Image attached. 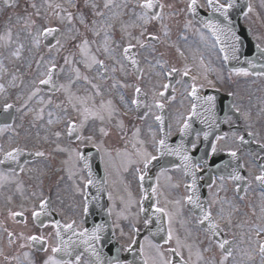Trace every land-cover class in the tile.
Listing matches in <instances>:
<instances>
[{
	"label": "snow or ice",
	"instance_id": "6c2138e0",
	"mask_svg": "<svg viewBox=\"0 0 264 264\" xmlns=\"http://www.w3.org/2000/svg\"><path fill=\"white\" fill-rule=\"evenodd\" d=\"M208 2V5L212 6L213 10L215 12H219L221 13L225 19L228 18V15H229V10L232 9L234 7V0H228L227 3H219V0H207ZM111 6V0H106L105 4H104V7L105 8H109ZM33 8H35V4L32 5ZM95 7V5L93 6ZM138 7L142 9L141 13L139 14L138 16V19L143 21V24H148L151 20H156V19H160V14L159 13H152L151 15H149V12L150 10L156 8V7H160L161 9L163 8V4H158L157 3V0H138ZM188 8L190 11H193L195 12L196 8H197V0H190V3L188 4ZM249 11H251V6L249 5ZM97 15H103V13H96ZM68 20L71 21L72 20V15L71 13H68ZM32 23H35V21H32ZM209 25L211 26L212 25V22L209 21ZM219 28V24L217 23L215 26H213V31H216L217 29ZM59 32V29L58 28H54V27H44L43 30H42V34L45 35V36H48V35H52L53 33H58ZM99 34V33H97ZM9 37L11 35V32L9 31L8 33ZM129 35H131L129 33ZM154 39H156V37H153ZM236 40H239L238 37H234ZM139 43V41H138ZM57 44H59V41L57 40ZM87 45H88V41L87 40H84L82 42V47H81V51H85L86 48H87ZM144 45L141 44V47H143ZM135 47V45H133L132 43H128L127 46L124 48L123 52H124V56L126 59L130 60L131 64L133 66L136 67V74L138 77H143L144 75V69L140 68L139 67V61L135 58V57H132L129 55V52L131 49H133ZM109 49L107 47V44L105 45V51L107 52ZM236 49H234L235 51ZM262 54H264V49L261 50ZM18 54V53H17ZM227 58V57H226ZM68 59L65 58V63H68ZM93 62L94 63H97L99 64L101 67L104 66V61L103 60H95V58H93ZM249 63L251 64L252 62L249 61ZM89 67H91V64L88 65ZM255 66V65H253ZM56 64L53 63L51 65V67H49L45 73L46 75V79H41L39 81V84L41 85H47V84H51L52 81H53V70L56 68ZM123 68V66H121ZM180 69L176 68V67H172L165 75L166 77H172L173 74H178L180 73ZM238 72H242L243 74L247 75V70L246 69H239L237 70ZM76 73H77V77L79 78V69H76ZM189 72H188V68L187 66H185L184 70H183V76H188ZM258 75H264V73H258ZM85 79H87V77H85ZM193 80L196 79V77H193L192 78ZM209 84H211V81H209ZM2 87V86H0ZM61 87H63V85H61ZM93 87H97L96 85H93ZM159 87L161 89H163V91H158L155 93V95L157 97H159V99H156V107L159 108V109H163L165 107L164 103L161 102V99H166L165 97V92L168 91L172 85L171 83H161L159 85ZM39 91V88L36 89V91H34L32 93V95H35L36 92ZM173 91H175V89H173ZM135 92L139 95L141 92H142V89L141 87L137 84L135 85ZM198 90H197V86L193 83L191 85V92L189 93L190 96L192 97H195L197 100H201L203 99V101L205 103H207L209 105V107H212L214 106V100H215V97L213 96H206V97H203L201 98L200 96H198L197 94ZM29 99H31V97H29ZM172 99H175V97L173 96ZM132 104H135V105H139L141 103V101L139 99H133L131 101ZM13 107L12 104H8V103H5L4 105V109L7 111L8 109H11ZM197 108H198V105L193 103L192 106H191V111L189 112V117H194L196 116L198 113H197ZM206 111L209 110V109H205ZM155 119L157 121H159L161 124H163L164 122V117L163 116H156ZM49 123H51V121H49ZM191 125L189 124L188 120H185L184 121V124L183 126L180 128V132L181 133H185L188 128L190 127ZM75 130V126H74V123L70 122L69 125H68V131L69 133L71 134L73 131ZM163 130V129H162ZM103 131V129L101 130ZM57 135H59V133H57ZM209 133L208 132H205L204 133V138L207 139ZM197 139H199V136L197 137ZM217 139H220V137H218ZM241 140H243V137H240ZM158 144L161 146V148H165L167 147L166 146V141L165 139H161L158 141ZM197 147V143L196 142H193L192 143V148L195 149ZM168 152L170 154H175V155H179L181 157V159L183 160L184 162V167L187 170L191 169V177H192V184L191 185H188V187L190 189H195L196 187V172H195V168L197 167L196 165H193L191 164V161H192V157L189 156L187 154V149L183 147V145L181 146H178L177 148L173 149V148H170L168 147L167 148ZM22 150L19 149V148H13L11 149L10 151L8 152H5L4 153V157H5V161L6 160H17L20 152ZM217 151L216 149V146L213 144L212 145V152L215 153ZM36 155H43L42 152H37ZM231 155L233 157H235L237 155L236 152H231ZM157 157L156 156H150V154H147L145 153V159H144V165L145 167H147V165L153 161V160H156ZM5 161H0V163H4ZM87 166V165H86ZM22 170V169H21ZM235 171V170H234ZM234 179H242L243 177L239 176V175H236L233 177ZM141 180L144 179L143 176L140 177ZM255 179L257 181H259L261 184H264V170H262L260 172L259 175H257L255 177ZM88 184H91L92 183V180H89L87 182ZM156 192V189L153 188V193ZM185 199L189 202V203H193L196 205V207L198 209H200L204 216H203V220H207V221H211V212L210 211H207L204 209V206L200 203H198L196 201V199H194V197L192 195H189L187 197H185ZM48 201L47 200H41L40 201V205H39V210H33L32 212V216L36 219H39V217H41L42 215H50V213L48 212ZM87 210V208H85V211ZM157 211L158 212H163L164 209L162 208H157ZM13 216H16V215H23V213H12ZM203 220L202 221H199L200 223H203ZM42 223V222H41ZM149 223V221H145V224L147 225ZM54 227L56 229V236L57 237H60L61 236V229H66V230H70V231H73V234L74 235H79V236H87L88 235V229H84L83 232H79V233H76L74 231V228H75V221H72L70 223H65L63 225H61L60 221H54ZM101 225H97L95 229H93V232H92V238L95 239V240H99L100 237L99 235H97V233L100 231L101 229ZM219 226L215 223H211L210 224V228L215 230L217 229ZM9 235L11 236L12 234L9 233ZM257 237H261V235H264V228H261L258 232H257ZM169 238H171V232H169ZM29 241H44V237L42 235L40 236H37V235H32V236H29L27 238ZM64 243V247H61V246H56V247H53L51 249L52 253L55 254V253H60V252H63L65 255H68L70 256L72 254V250L70 248H68L67 246V243L66 242H63ZM132 243H136L135 240L132 241ZM229 244V241L227 240H224L220 243L219 247L221 249H225V245ZM90 248H92L91 245H89ZM131 249V244L128 245V250ZM141 251L143 252V246H141ZM225 251L227 252V256H230L231 255V251L228 250V249H225ZM92 252H93V255H95L97 257V259H99V254L95 251L94 248H92ZM259 252L261 255H264V240H261V242L259 243ZM227 256H225V259H227ZM80 257L79 256H76V261H79ZM44 264H72V261L71 260H60V259H56L55 255L53 256H50L48 258V260H46L44 262ZM116 264H120L119 261L116 262ZM145 264H147V260H145Z\"/></svg>",
	"mask_w": 264,
	"mask_h": 264
},
{
	"label": "rangeland",
	"instance_id": "374dc122",
	"mask_svg": "<svg viewBox=\"0 0 264 264\" xmlns=\"http://www.w3.org/2000/svg\"><path fill=\"white\" fill-rule=\"evenodd\" d=\"M102 2H105V0H100V10L102 9L103 5H102ZM41 9V8H40ZM27 0H21V2L19 3L18 0H15L13 5H12V8L7 11L9 12L10 14L13 13V18L16 22H19L22 15L25 16V18L27 17ZM22 14V15H21ZM104 18L107 19V22L105 21L103 24L100 25V30H99V34L96 35V39H95V42L97 43V45L100 47L99 51H98V57L99 58H104V59H109V58H112V59H115V54L118 52L119 48H121V46L123 44H126V43H129V42H135L136 44H138V41L140 42L142 40V32L140 30L137 29V31L135 33H131V32H123L122 30L119 31V41L116 43V45L112 46L113 47V50L111 51V53L109 52V50L106 52L105 51V45L107 44V47L109 49V36H108V31H104L102 28H104V26H106V29L109 28V22L112 21V17L111 16H104ZM54 22V21H52ZM125 25L124 21H122V24L119 28H123ZM22 31H24V35L22 36L23 38L20 39V43H24V44H27V46H18L17 45V42L14 40L13 42V38L8 41L5 37H1L0 36V41L4 42V44L8 43V42H13V49H14V55H15V62L17 60V65L19 66V73H20V76H19V83H20V80L21 78H23L24 76V73H23V69L24 68V65L27 64V62L29 61V59H33V58H37L36 55H35V51L34 50H31V49H34L33 47V44H34V37H29L28 35V31L26 28H21ZM5 29H2L0 27V32H4ZM129 33L131 35H129ZM61 42H63V40H61ZM81 42L80 40H77V46H80ZM88 45H93L92 43H88ZM169 47V41H166V44L164 45V57L163 59L167 60L169 63L173 64V65H176L177 64V61L178 59L176 57H174L173 55H171L172 53V50L171 49H168ZM26 48H29V49H26ZM170 50V52L168 51ZM157 49H155L154 47H149L148 49H146L142 55L145 57V58H152L154 56V54L156 53ZM59 52V51H58ZM12 53V52H11ZM11 53L8 55V57L6 58H3V65L4 66H8L10 65V63L7 61V58H10L11 56ZM18 53V54H17ZM69 58V62L67 64V66H63L62 69H61V74H63V77H66V79H71V78H75L76 76V68L74 67V64H75V61L76 59H81L79 57H73V58ZM40 59L42 60L43 59V64H49L50 63V56L46 55V56H42L40 57ZM117 63L118 64V60L114 61V63H111L109 65V69H110V72L111 74H114L115 71H120V68L117 66H115L114 64ZM95 67L97 68V65H95ZM150 70H151V67H148ZM81 78V77H80ZM99 78V77H98ZM96 79V81L99 82V79ZM15 78H13V81H14ZM3 80H5V77L3 75ZM26 80H27V77H26ZM27 84V82H26ZM79 90L83 93V100H84V103H83V106L86 104V102L88 100H91V98L94 96V95H90L86 92H84V88L88 87L89 88V91H93V86L91 85H87V86H83L82 83L79 82ZM66 96H69V93H67L66 91L64 92ZM54 100V99H53ZM57 101V100H56ZM89 103V101H88ZM56 111V114L60 115L61 113V110L59 109V107L55 106L54 104V112ZM88 120V116L85 115V121ZM89 127H91L89 125ZM91 130L90 129H87V132H90ZM116 195L114 196V201L118 204H122L123 202H125L126 204V207H125V210L128 209V197H127V194L125 193V191L123 190H116ZM148 263L149 264H162L161 261L159 260V257L157 256V254H154L152 252H149L148 253Z\"/></svg>",
	"mask_w": 264,
	"mask_h": 264
},
{
	"label": "flooded vegetation",
	"instance_id": "af4514ba",
	"mask_svg": "<svg viewBox=\"0 0 264 264\" xmlns=\"http://www.w3.org/2000/svg\"><path fill=\"white\" fill-rule=\"evenodd\" d=\"M15 199H21V204L18 205L16 207L17 210H19V208L21 206H24V210H27L29 212L28 217H26V215L24 214V218L23 221H19L17 219H9L8 220V225H16V226H27L28 228H31V225L35 227L34 221L32 219V212H33V208H34V202L30 199L29 196H27L26 194H18V196ZM32 210V211H31ZM25 220V222H24ZM32 234V233H31ZM29 241V240H28Z\"/></svg>",
	"mask_w": 264,
	"mask_h": 264
}]
</instances>
